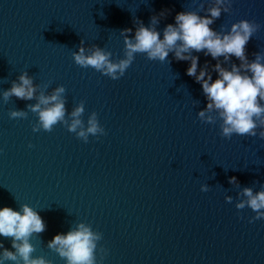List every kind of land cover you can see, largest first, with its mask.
Instances as JSON below:
<instances>
[{"label":"water","instance_id":"water-1","mask_svg":"<svg viewBox=\"0 0 264 264\" xmlns=\"http://www.w3.org/2000/svg\"><path fill=\"white\" fill-rule=\"evenodd\" d=\"M214 4L0 0V206L28 203L40 212L46 227L31 237L34 256L65 264L48 241L84 222L103 234L97 264H264V217L250 220L256 215L250 207L236 208L245 187L264 188L261 128L256 136L224 137L214 111L212 122L202 121V85L186 73L190 61L173 52L165 61L136 53L118 79L78 65L72 55L83 41L86 49L98 45L118 60L125 36H134L141 21L157 15L162 35L177 12L207 15ZM244 18L260 25L246 45L251 61L264 54V0H232L211 27L228 31ZM192 54L215 79L217 59L204 50ZM218 59L229 68L241 63L234 55ZM25 70L34 77L36 95L5 100L3 91ZM61 84L66 119L84 101L82 120L86 124L95 111L104 133L89 134L85 142L63 122L33 130L38 116L28 106ZM13 109L27 116L13 118ZM0 240L12 248L11 237Z\"/></svg>","mask_w":264,"mask_h":264},{"label":"clouds","instance_id":"clouds-1","mask_svg":"<svg viewBox=\"0 0 264 264\" xmlns=\"http://www.w3.org/2000/svg\"><path fill=\"white\" fill-rule=\"evenodd\" d=\"M231 5L232 0H215V4L207 9V15H201L195 10L177 12L174 23H168L162 35L156 27L158 16L153 15L148 24L143 21L139 23L134 36H125V54L118 60L112 59V53L98 45L86 49L82 41L78 50L72 53L74 61L80 66H91L118 79L131 65L136 53H144L149 59L165 61L169 52H173L177 60L190 61L186 73L194 76L202 85L207 98L206 107L198 113L202 121L212 122L214 117L210 113L214 111L221 120L222 136H256L259 127V136L264 138V104L260 103L264 101V54L257 52L255 59L249 61L246 52L249 39L260 25L244 18L232 23L228 31L221 32L211 27L222 12L230 10ZM165 14V10L159 13L160 16ZM122 31L131 32L132 29ZM193 50H204L205 55L210 54L213 59H217V63L213 65L217 73L215 79L207 64L203 67L199 65V56L193 55ZM233 55L241 63H232L230 68L223 66L218 59L223 56L228 61ZM36 87L34 77L25 70L19 75L18 81H13L12 86L3 91V98L7 100L14 95L30 100L36 95ZM65 91V86L61 84L49 95L41 93L37 103L28 106L38 116L33 130L42 128L50 131L58 122H63L70 132H75L85 142L88 141L89 134L104 133L105 129L95 111L89 115L86 124L82 120L84 101L71 111V121L66 119L67 110L62 95ZM10 116L25 117L27 113L23 109H13ZM229 179L232 183L237 182L236 176ZM202 190H207V186H202ZM241 195L245 199L237 201V209L250 207L256 214L250 220L264 217V188L254 192L251 187H245ZM226 200L231 202L232 197H226ZM45 227L46 223L40 212L28 203L19 207L0 206V236L12 238L11 249L5 247L3 240H0V264H5L6 261L14 264H53L44 255H33L35 244L31 237L34 233L44 231ZM102 235L90 224L80 222L67 232L56 233L48 241V247L64 258L65 264H97V243Z\"/></svg>","mask_w":264,"mask_h":264}]
</instances>
